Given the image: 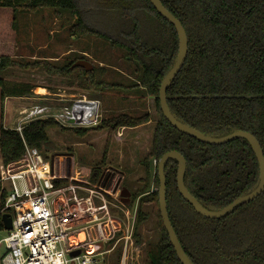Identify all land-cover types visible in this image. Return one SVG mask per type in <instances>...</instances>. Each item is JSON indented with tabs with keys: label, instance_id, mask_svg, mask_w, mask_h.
<instances>
[{
	"label": "trees",
	"instance_id": "1",
	"mask_svg": "<svg viewBox=\"0 0 264 264\" xmlns=\"http://www.w3.org/2000/svg\"><path fill=\"white\" fill-rule=\"evenodd\" d=\"M183 24L188 36V55L183 67L167 90L174 115L205 134L223 136L246 130L256 136L264 151V0H161ZM0 7L36 10L54 7L68 10L75 18L74 33L106 39L113 47L126 50L130 60L141 67L138 85L154 97L160 119L151 148L143 160L144 184L132 193V204L139 200L135 238L145 219L143 204L155 203L162 237L150 243L151 264H182L164 227L159 191L148 193L150 181L160 186L158 163L171 150L187 160L185 183L207 208L219 210L252 191L259 183L257 157L245 139L225 144H207L175 128L164 116L159 100L160 86L174 65L179 51L175 26L161 16L150 0H0ZM77 58L61 67L46 64L48 73L67 76L71 84L103 91L114 87L104 78L106 69L91 71L72 68ZM83 59V58H81ZM11 65L0 57V77ZM52 67V68H51ZM69 75V76H68ZM31 82H11L0 78V101L5 97L33 94ZM149 113L115 112L102 116L94 126H66L53 118L37 119L20 134L0 122L2 162L23 157L26 146L39 149L49 140L47 130L58 126L85 137L93 131H108L102 160L92 169L90 181H98L107 166L111 139L120 127H136L150 121ZM156 160V164H154ZM105 167V168H104ZM178 162L165 166L167 206L172 225L189 258L195 264H264V191L253 201L222 218L199 214L179 192ZM6 192L1 196L4 206ZM11 213L10 209L6 210ZM0 230L4 225L0 220ZM120 251L115 262L119 264Z\"/></svg>",
	"mask_w": 264,
	"mask_h": 264
},
{
	"label": "rangeland",
	"instance_id": "2",
	"mask_svg": "<svg viewBox=\"0 0 264 264\" xmlns=\"http://www.w3.org/2000/svg\"><path fill=\"white\" fill-rule=\"evenodd\" d=\"M0 19V34L2 32L1 36L3 35L1 42L5 52L2 56L11 59V65L1 76L11 82H31L38 91L39 106L49 109L50 112L55 110L58 112L85 97L87 100H98L100 112L105 116L106 113L111 115L120 110L118 107L125 100H132V103H127L129 106L123 103L126 111L130 110L132 114H150L151 124L141 128L149 131L143 140L135 137L133 131H127L123 136V142L116 144L113 133L107 166L96 182L90 181V176L93 167L103 158L107 130L93 131L85 137H79L73 131L52 126L47 130L49 140L46 147L41 150L44 156L52 161L55 172L61 176V182L67 184L70 176L76 172L97 187L111 188V191L119 189V192L123 187L132 193L139 191L144 184L141 179L146 176L143 160L151 148L153 132L160 119L155 99L149 100L150 96L145 95L138 85L141 67L129 59L125 49L113 47L106 39L74 33L75 18L68 10L43 7L36 10L20 9L15 12L11 7H0ZM69 49L72 51L67 53ZM84 50L88 52L87 55H83ZM77 58L90 61L94 68L104 67L106 69L104 78L114 87L103 91L84 89L76 84L72 85L71 79L67 76L48 73L45 70L46 64L61 67ZM33 95H36L35 92ZM10 98L12 100L9 101ZM33 103L34 101L30 99L5 97L0 101V122L4 127L14 126L20 106ZM104 108L108 112H105ZM130 152L134 153L137 161L131 159ZM116 169L125 173L126 180L120 177ZM147 191L146 194L159 191V186L153 179ZM143 197L144 194L138 195L135 203ZM154 204L153 202L143 204L142 209L146 217L137 229L140 237L138 240L134 238L136 243L127 264H151L147 254L148 244L158 243L162 237L157 216L155 212L153 213ZM7 234L6 230L1 231L0 239ZM106 246L103 245L102 250H105ZM6 250L3 242L0 248V264ZM106 258V264H116V252L107 255Z\"/></svg>",
	"mask_w": 264,
	"mask_h": 264
},
{
	"label": "built area",
	"instance_id": "3",
	"mask_svg": "<svg viewBox=\"0 0 264 264\" xmlns=\"http://www.w3.org/2000/svg\"><path fill=\"white\" fill-rule=\"evenodd\" d=\"M100 108L98 100L85 97L63 113L38 104L20 106L16 125L6 128L22 134L27 124L45 118L66 126H94L102 117ZM25 146L22 158L0 163V204L6 192L0 220L10 209L13 225L0 239V248L4 242L7 249L2 264H106V256L118 251L119 264H127L136 243L139 202L126 206L119 189L94 186L76 172L67 184L61 182L52 161Z\"/></svg>",
	"mask_w": 264,
	"mask_h": 264
},
{
	"label": "water",
	"instance_id": "4",
	"mask_svg": "<svg viewBox=\"0 0 264 264\" xmlns=\"http://www.w3.org/2000/svg\"><path fill=\"white\" fill-rule=\"evenodd\" d=\"M155 9L158 11V13L163 16L167 21L172 23L179 36V51L177 54V58L175 60L174 65L168 70L165 77L162 80L161 86H160V93H159V100H160V107L164 114V116L167 118V120L179 131L196 138L197 140L201 142H205L207 144H225L230 141L236 140V139H245L250 144L253 152L255 153L259 168H260V180L258 185L249 193L244 194L237 199H235L232 203L227 205L226 207L219 209V210H212L207 207H205L187 188L185 183V173L187 170V160L180 152L176 150H171L167 153H165L159 160L158 163V173H159V180H160V186H159V205H160V212L163 219L164 227L166 228L170 241L176 251V254L182 264H195L189 256L184 251L182 244L176 234V231L172 225L169 212H168V206H167V178L165 174V166L168 160L173 159L178 162V170H177V184L178 189L182 197L189 202L193 208L201 215L208 217V218H222L225 217L235 210H237L239 207L253 201L256 199L260 194L264 191V151L262 149V146L256 136L252 134L251 132H248L246 130H234L231 133L225 134L223 136H212L203 133L202 131L194 128L193 126L179 120L172 110L170 109V106L168 104L167 100V90L175 77L180 72L181 68L183 67L185 60L188 55V36L185 27L181 23V21L168 9L164 6L161 0H150ZM75 67H81L84 68L86 71H91L94 69V65L86 60V59H79L72 65V68ZM120 200L122 203H124L126 206H129L131 204V191L123 187V189L120 192ZM3 224L5 230H11L12 229V216L10 213H5L3 215ZM78 252L73 253L72 255H77Z\"/></svg>",
	"mask_w": 264,
	"mask_h": 264
},
{
	"label": "crops",
	"instance_id": "5",
	"mask_svg": "<svg viewBox=\"0 0 264 264\" xmlns=\"http://www.w3.org/2000/svg\"><path fill=\"white\" fill-rule=\"evenodd\" d=\"M2 15H3V13H2ZM1 20V19H0ZM1 34H2V32H1ZM1 34H0V57L2 56V55H5V52H3V44H2V42H1V38H3V35L1 36ZM70 51H72V49H69L68 51H67V53L68 52H70ZM83 55H87V51L86 50H84L83 52ZM101 65H103L104 63H100ZM0 78H3L2 76L0 77ZM38 88V87H37ZM36 90V91H35ZM33 92H35V94L36 95H30V96H22V97H19V98H22V99H30V100H33L34 101V103L32 104V105H34V104H38V91H37V89H36V86H34V88H33ZM149 98V100H154V98L153 97H148ZM10 100H12V98H10L9 99V101ZM133 101L132 100H125L123 103L125 104V105H128L129 106V104H127V103H132ZM121 104L120 105V107H118V109H120V110H118L117 112H127V113H133V112H130V110H125V109H127V108H124L123 106H124V104ZM22 106H27V105H22ZM30 106V105H29ZM66 108H69V106L68 107H66ZM66 108H63V109H66ZM62 109V110H63ZM62 110H60V111H58V112H64V111H62ZM104 111L105 112H108L107 111V109L106 108H104ZM51 112H57L56 110L55 111H51ZM18 119H19V114H18V118H17V120L16 121H18ZM151 121H152V119H150V121L148 122V123H145V124H142V125H139V126H136V127H120L116 132H115V135H114V141H115V143L116 144H118V143H121V142H123V136H124V134H125V132H127V131H133L134 133H135V137H140L141 139L143 138V137H145V136H147V133L149 132V131H144L143 129H141V128H143V127H147L148 125H150L151 124ZM17 123V122H16ZM16 123H15V125H16ZM14 125V126H15ZM13 127V126H12ZM154 133V132H153ZM107 135H108V133H107ZM143 140V139H142ZM140 143V142H139ZM135 150V149H134ZM149 150H150V148L148 149V152H149ZM130 156H131V159L133 160V161H137V158H136V156L134 155V153H132V152H130ZM121 157H123V156H121ZM111 168V167H110ZM117 170V169H116ZM118 171V173L120 174V177H122V179H125L126 180V176H125V173L124 172H122V171H120V170H117Z\"/></svg>",
	"mask_w": 264,
	"mask_h": 264
},
{
	"label": "flooded vegetation",
	"instance_id": "6",
	"mask_svg": "<svg viewBox=\"0 0 264 264\" xmlns=\"http://www.w3.org/2000/svg\"><path fill=\"white\" fill-rule=\"evenodd\" d=\"M131 203H132V192H131Z\"/></svg>",
	"mask_w": 264,
	"mask_h": 264
},
{
	"label": "bare ground",
	"instance_id": "7",
	"mask_svg": "<svg viewBox=\"0 0 264 264\" xmlns=\"http://www.w3.org/2000/svg\"><path fill=\"white\" fill-rule=\"evenodd\" d=\"M95 247H92L91 249H94Z\"/></svg>",
	"mask_w": 264,
	"mask_h": 264
}]
</instances>
